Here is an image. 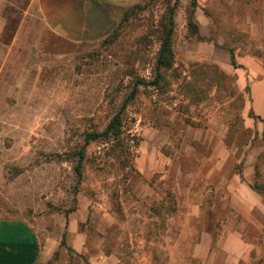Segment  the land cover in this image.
Instances as JSON below:
<instances>
[{
    "label": "rangeland",
    "instance_id": "374dc122",
    "mask_svg": "<svg viewBox=\"0 0 264 264\" xmlns=\"http://www.w3.org/2000/svg\"><path fill=\"white\" fill-rule=\"evenodd\" d=\"M177 1L175 62L158 79ZM177 1L132 0L116 34L75 44L36 0H0V219L34 228L36 264H229L222 250H249L235 200L264 180V0ZM139 81L124 115L130 155L92 142L79 178L75 151ZM260 250L237 264H264Z\"/></svg>",
    "mask_w": 264,
    "mask_h": 264
},
{
    "label": "crops",
    "instance_id": "0c3cea01",
    "mask_svg": "<svg viewBox=\"0 0 264 264\" xmlns=\"http://www.w3.org/2000/svg\"><path fill=\"white\" fill-rule=\"evenodd\" d=\"M36 1L42 20L54 35L66 42L81 44L103 40L112 34L132 0ZM259 101L262 103L259 113L264 118V94ZM241 191L243 197L235 200V208L254 231L245 254L232 249L222 250V253L228 254L229 264H237L240 259L253 261L252 252L256 243L264 242L261 237L264 231V197L248 185ZM41 253L40 238L27 221L0 219V264H36ZM260 257H264V250H260Z\"/></svg>",
    "mask_w": 264,
    "mask_h": 264
},
{
    "label": "trees",
    "instance_id": "16d2710c",
    "mask_svg": "<svg viewBox=\"0 0 264 264\" xmlns=\"http://www.w3.org/2000/svg\"><path fill=\"white\" fill-rule=\"evenodd\" d=\"M177 1V0H176ZM177 3L173 5L169 10L168 20L167 23L164 22V32L161 38V46L160 50L157 56L156 60V70H157V78H161V70H170L174 66L175 62V55L173 51V39L175 34V22H174V13L177 10ZM132 11V8H128L123 16L124 20L129 18L131 15L130 12ZM194 8L189 14V30L194 32L195 34L198 33V26L195 23L194 19ZM120 25H116L114 31L112 34H110L108 37L110 38L112 35L116 34ZM230 61L233 66H236V60L234 58V55L232 54L230 56ZM158 79H156L155 84H157ZM143 84V82L139 81L137 82L132 91L129 93V95L126 97V99L123 101L122 105L120 106L117 113L113 116V118L110 120V122L107 124L106 128L101 132H90L85 137V144L78 150L75 151V158L77 159V165L75 166V172L79 178L83 175V168L86 161V147L95 141H108L112 142L113 145H117L120 147V149H123V152L127 151L128 155L130 153L128 152L127 146L122 143V140H124V115L125 111L128 107V105L133 102L138 94L139 91V85ZM153 84V83H152ZM154 84V85H155ZM254 119H261L259 116L253 114ZM121 143V144H120ZM128 159V157H125ZM251 188L262 195L264 197V180L261 182L259 180V175L257 174L256 180L251 186Z\"/></svg>",
    "mask_w": 264,
    "mask_h": 264
}]
</instances>
